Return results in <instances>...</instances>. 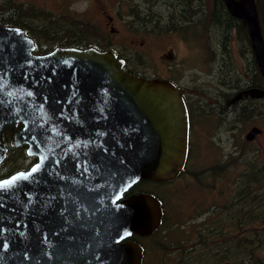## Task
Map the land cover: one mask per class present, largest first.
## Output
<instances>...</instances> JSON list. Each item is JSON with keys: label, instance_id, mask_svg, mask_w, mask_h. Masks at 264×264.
I'll list each match as a JSON object with an SVG mask.
<instances>
[{"label": "water", "instance_id": "obj_1", "mask_svg": "<svg viewBox=\"0 0 264 264\" xmlns=\"http://www.w3.org/2000/svg\"><path fill=\"white\" fill-rule=\"evenodd\" d=\"M224 1L247 23L264 75L255 7ZM23 33L0 25V167L7 134L38 161L0 178V264H143L144 249L123 241L157 230L164 206L152 194L124 196L182 176L191 128L182 91L127 71L114 51L35 56Z\"/></svg>", "mask_w": 264, "mask_h": 264}, {"label": "rangeland", "instance_id": "obj_2", "mask_svg": "<svg viewBox=\"0 0 264 264\" xmlns=\"http://www.w3.org/2000/svg\"><path fill=\"white\" fill-rule=\"evenodd\" d=\"M0 1V16H9L6 5L10 0ZM91 1L94 5L98 0ZM110 1L114 2L106 0V3L110 5ZM204 1L192 0V14L185 16V24H177L180 26L176 27L170 19L161 24L153 19L156 10L152 8L150 0V16H143L144 25L139 28L145 33L144 36L128 33L110 36L111 42L117 44L113 49L127 60L129 71L146 79L160 78L175 83L185 89L186 100L192 106L190 118L193 129L188 162L182 178L170 184L150 182L138 186L161 199L165 211L163 221L168 226L166 230L159 229L155 236L143 241L148 257V262L144 264H176L174 256L179 257V264H220L226 260L232 261V264H264V229L237 238L233 244H226L217 250L213 249L210 242L215 229L213 226L220 224L221 219L227 216L226 225H231L228 219L232 208L239 221L248 220L249 212L253 219L254 215H259L254 223L256 226H259L264 216V96L258 98L262 94L260 86L247 88L250 97L245 94L242 99V90L247 87L245 80L259 83L262 89L264 83L246 36V26L241 19L231 16L223 0H219L209 13L204 8ZM234 1L232 4L240 8L257 7L264 36V0ZM182 2L174 1L175 7L164 15L177 17L179 8H184ZM70 3L74 4L72 1ZM40 5L59 15H67L56 20L47 17L49 22H43L46 37L56 36L61 41L78 42L81 45L90 43L87 40L78 41L82 37L91 42L97 41L99 35L96 38L83 21L74 24L67 4L55 6L56 9L50 7L52 2H42ZM73 7L85 8L82 4ZM138 10L141 11V8ZM141 12L147 13L146 10ZM44 14L40 16L45 17ZM160 15H157L159 23ZM95 18V22L101 21L105 26L102 17ZM118 21L115 27L124 30V24ZM6 22L11 24L10 21ZM162 25L167 32L174 34L162 38L147 31ZM77 33L82 34V37L77 36ZM33 35L43 42L41 33L33 32ZM171 54L173 58L168 59L167 55ZM237 89L241 92L233 94ZM233 95H239L241 102L234 107V112L222 116L221 102L226 97L227 102L231 101ZM227 102L224 108L232 109ZM254 126L262 132L252 141H247L246 136ZM28 158L25 149L11 148L0 168V178L30 167L33 160ZM195 173L199 177H207L195 179ZM218 176L221 177L214 178ZM241 199H245L246 204ZM207 221H214L208 230L204 226ZM201 229L206 232L201 233ZM219 239L222 242L227 240L224 237ZM188 256L202 258L186 262ZM165 258L171 263H164Z\"/></svg>", "mask_w": 264, "mask_h": 264}, {"label": "flooded vegetation", "instance_id": "obj_3", "mask_svg": "<svg viewBox=\"0 0 264 264\" xmlns=\"http://www.w3.org/2000/svg\"><path fill=\"white\" fill-rule=\"evenodd\" d=\"M32 1H34V3ZM71 1L74 2V4H71L70 3ZM174 1H177V0H152V8H154L156 10V12H154V15H156V16H153V19L155 18L154 20L158 24H161L162 22H164L167 19L168 20L170 19V21L174 22L173 24L176 27L180 26L177 24H185L187 22V19L185 18V16L192 14L190 12V10L193 9L192 0H184V2H182L181 0H178V2H180V3L182 2L184 4V8L183 9L179 8V15L177 17L169 18L171 16L164 15L165 12H167V11L171 10L173 7H175ZM218 1L219 0H205L203 2V5H205L204 8L207 9V12L209 13L210 10H214V6H215V4H218ZM232 1H233V3L235 2L234 0H232ZM42 2L43 3L52 2V5L50 7H52L53 9H56L55 6H61V5L67 4V9L70 12V14L73 16V17H71V19L74 21V24L77 22H79V24H80V22L83 21L84 22L83 24L88 25V28L91 30V33L94 34L96 36V38H97V34L99 35L97 41L91 42L88 38H83L82 34H80V33L76 34L77 36L82 37V38L78 39V41L87 40L90 43H87L85 45H81L78 42L77 43L76 42L70 43V42L61 41L56 36L55 37L54 36L46 37V35L43 33V31L45 30V24L43 22L44 21L49 22L47 17H50V19L56 20V19H59V18L64 17V16L66 17L67 15H65V14L59 15L56 11L44 9L40 5ZM223 3L225 5L226 10L231 14V16L233 18L239 19L238 17H235L232 15V13L228 9V6L225 4L224 0H223ZM37 4H39V5H37ZM75 4H82L85 6V8L73 7V5H75ZM92 4H93V2L91 0H10L8 5H6V8L9 9V16H6V15L2 16V17L0 16V25L5 26V27L18 28V29L22 30L24 32L23 36L26 39L33 41L34 51L32 52V54L35 56L47 55V54L54 52L57 49H78V50L96 49V50L101 51V52L114 51L118 55L119 58H121L125 61V63H126L125 69L127 71H129L127 69V67H128L127 60H125V58H123L121 55H119L113 49V47L117 46V44H113L111 42L110 36H111V34H114V35L119 34L120 36H122V35H126L127 33L129 35L136 34V35H143L144 36L145 33H143L139 28L143 27V25H144L143 16H147V17L150 16V14H148L149 13L148 7L150 5V0H114V2H111V1L109 2L110 5H108L106 3V0H103V1L98 0L94 5H92ZM194 6H198V5H194ZM145 7H146V9H145ZM140 8H141V11L146 10L147 13L139 11L138 9H140ZM234 8H235V6L233 4V9ZM257 10L258 9L256 7V11ZM93 11H97V12L95 13ZM158 13L161 14L159 16L160 17L159 18L160 23L158 22V16H157ZM257 13H258V11H257ZM43 14L45 17L40 16ZM112 14L114 16H112ZM97 16L102 17V20H104V22H105V26L101 21L95 22V20H96L95 17H97ZM215 16H216V14H215ZM118 20L124 24V27H123L124 30L123 29L122 30L117 29L115 27V22ZM6 21H10L11 24H8ZM241 22L246 26V30L248 32L246 36H247V39L250 41L252 51L254 53L256 62L259 66V63L257 61L256 55H255V52H254V49L252 46V41H251L252 39H251V35L249 32L248 25L245 24L244 20H242V19H241ZM156 27L157 28L154 30H147V29H144V30H147L148 32L151 31L156 36H159L162 38H163V36H167V35L169 36V35L174 34V33L167 32L165 30L164 25L156 26ZM33 32L41 33V38H42L43 42H40L36 38V36L33 35ZM262 37H264V36L262 35ZM263 41H264V38H263ZM17 45L19 47L21 46L19 44H17ZM20 48L22 49V47H20ZM123 48L128 51V49L125 45H123ZM167 56L166 57L168 59L173 58V54L167 55ZM259 70L261 72L260 66H259ZM129 72H131V71H129ZM133 74L136 76H139L135 73H133ZM261 74H262L261 79L263 80L262 82L264 83V75H263V73H261ZM155 79H160V78H155ZM244 82H246L245 85L247 87H245L242 90V95H243L242 99L245 97V94H247V96L250 97V92L247 91V88H249V89L256 88V85L260 86L259 88H260L261 93L264 92V89H262V87L259 83L255 84V82H250V81H248V79L245 80ZM180 90L182 91L185 102L187 104V110H188L190 124H191L192 121L190 118V115H191L190 108H192V106L186 100L185 89L180 88ZM236 92L240 93L241 91H240V89H237L233 94H235ZM261 96H264V94L258 95V98H260ZM227 98L228 97L223 99V101L221 102L222 106L220 107V110H221L222 116L224 114H226L227 112H234V110L236 109V108L234 109V107H236L242 100V99L241 100L239 99V95H233V97L231 98V101L229 100L228 102H227ZM226 102L228 105H230L229 107H232V109L226 110L228 107L224 108L223 105L226 104ZM20 127H22V126H20ZM255 127H257V126H254L253 128H255ZM192 129H193V125L191 124L189 149H190V143H191V130ZM252 129H251V131H252ZM250 132H249V134H250ZM261 132H262V130H261ZM260 134L261 133L255 134L253 136V138H256V136L260 135ZM248 135L246 137H248ZM4 138H5V142L7 144V147H8V154H9V151L11 150V148H23L26 150V154H27V149H28L27 146L13 147L11 145L10 135L7 134ZM27 156L29 157L28 159L33 160V163L30 167L25 168V169L20 170V171H28L38 161V159L35 156H29L28 154H27ZM222 168H224V167H222ZM206 177H193V178L200 179V178H206ZM219 177H221V176L214 177V178H219ZM181 178H182V176H180L175 181H178ZM142 183H150V182L144 181V182L137 183L135 186H133L125 194L124 198L128 199L129 197H131L133 195L148 194V193L144 192V190L139 189L138 186H140ZM164 184H170V183H164ZM241 200H243L242 203L246 204L245 199H241ZM162 204H163V202H162ZM163 206H164V204H163ZM233 210H234V208L230 209V212H229V219L228 220L231 221V225L229 227L226 225L227 216L224 219L220 220V224H215L213 226V227H215V229L212 231V236L210 237V242L212 244V247H214L213 248L214 250H217L218 248H220L226 244H229V243L233 244L237 238L239 239L240 237L250 236L251 232H254V234H256V232H261L264 229V216H262V218L260 219L259 226H256L254 224L255 220H257L260 216L254 215V219H253L250 215V212H249V214H247L248 220L245 219L246 221H248V223L245 224L246 223L245 220L239 221V217L238 216L235 217V215L233 214ZM248 211H249V208H248ZM164 214H165V211H164ZM221 217H222V215H220V218ZM163 223H164V221L162 220L161 226L157 230L153 231L148 236H140L138 234H133L130 238L123 241V242H127V241L136 242L144 249L143 264H144V262L145 263L148 262V257L146 258V248L143 245V241L149 240L150 238L155 236V234L158 232L159 229H165L166 230L168 228V226L164 225ZM213 224H214V221H212V222L207 221L204 224V226L206 227V230H208ZM176 226H178V225H175V227ZM205 232L206 231L204 229H201V233H205ZM219 237H224L227 240L225 242H222V240H220ZM263 246H264V244H263ZM210 250H212V249H210ZM233 250H234V247H233ZM253 256L255 257L254 252H253ZM174 257L176 259V264H179V257H177V256H174ZM201 258H195V257L188 256L187 258H185V261L190 262L191 260H196V259H201ZM167 262L171 263V261L169 259L165 258L164 263H167ZM220 264H232V261L226 260V261L221 262Z\"/></svg>", "mask_w": 264, "mask_h": 264}, {"label": "trees", "instance_id": "obj_4", "mask_svg": "<svg viewBox=\"0 0 264 264\" xmlns=\"http://www.w3.org/2000/svg\"><path fill=\"white\" fill-rule=\"evenodd\" d=\"M193 176H194V177H199V174H198V173H195ZM163 224L166 225L167 222H164ZM182 233H183V232H182Z\"/></svg>", "mask_w": 264, "mask_h": 264}]
</instances>
